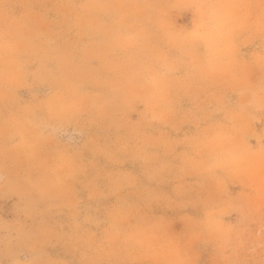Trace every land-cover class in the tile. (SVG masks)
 Segmentation results:
<instances>
[{
	"label": "clouds",
	"instance_id": "1",
	"mask_svg": "<svg viewBox=\"0 0 264 264\" xmlns=\"http://www.w3.org/2000/svg\"><path fill=\"white\" fill-rule=\"evenodd\" d=\"M172 6L209 9L213 0ZM243 6L232 59L188 111L174 100L201 81L162 71L156 33L124 46L133 63L70 54L35 69L23 27L0 36V57L14 38L18 66L0 79V207L10 205L0 215V264H232L233 214L258 225L264 241V131L255 132L264 125V0ZM13 11L0 0V14ZM169 56L183 68L175 49ZM44 207L66 210L68 230L57 224L37 238Z\"/></svg>",
	"mask_w": 264,
	"mask_h": 264
},
{
	"label": "rangeland",
	"instance_id": "2",
	"mask_svg": "<svg viewBox=\"0 0 264 264\" xmlns=\"http://www.w3.org/2000/svg\"><path fill=\"white\" fill-rule=\"evenodd\" d=\"M252 2L259 6V0ZM246 3L248 0H213L209 9L193 6L184 13L182 7L172 6L174 0H103L102 7L90 3L52 10V17L45 15L46 10L18 15L0 14V36L13 37L23 27L25 46L30 59L36 61L32 65L35 69L40 63L54 66L70 54L94 58L101 63L110 58L133 63V58L123 56L124 46L150 42L151 34L156 33L162 71L174 78L183 77L181 81H201L196 92L182 91L174 100L176 107L180 109L183 105V110L188 111L210 94L217 68L232 59L230 40L233 33L247 22L248 9L243 6ZM205 16H210L211 26L202 22ZM31 21L35 24L29 27ZM188 31V41L184 42ZM203 43L204 46L196 47V44ZM15 48V40L10 38L8 56L0 57V79H3L6 68L14 74L18 67L12 59ZM170 49H175L177 56L185 61L183 68H178L176 60L169 56ZM198 49L203 59L193 63ZM200 57L197 55L198 59ZM144 67L149 69L148 65ZM20 95L26 97L27 91L21 90ZM139 117V113L132 115L129 124L135 126ZM179 125L176 127L180 131ZM185 127L191 130L190 125ZM155 131V128L146 129L149 133ZM262 131L264 125L257 124L255 132L260 134ZM65 134L75 135V129L69 126ZM238 191L239 188L233 189L234 193ZM9 210L10 205L0 207V215L8 218ZM231 219L237 225V234L228 251L232 264H264V241L258 235L260 227L242 221L239 214H233ZM70 223L66 210L44 207L33 231L37 238L42 239L41 234L48 227L62 224L68 230Z\"/></svg>",
	"mask_w": 264,
	"mask_h": 264
},
{
	"label": "crops",
	"instance_id": "3",
	"mask_svg": "<svg viewBox=\"0 0 264 264\" xmlns=\"http://www.w3.org/2000/svg\"><path fill=\"white\" fill-rule=\"evenodd\" d=\"M90 3L93 4L94 0H11L12 7L14 9L12 14H15V15H18L20 13H26V12L47 10L48 8H51L52 10L67 9V8H70V7H73L76 5L90 4ZM182 8H183L182 12H184V13H187L190 11L188 7H182ZM165 29L166 28H164V30ZM200 29H203V28H200ZM188 30H189V26H188ZM188 36H189V31H188V35H186L185 39L183 40L184 42L188 41V38H189ZM201 45L204 46V43L203 44H196V47L199 48V46H201ZM194 55L196 57H194V59L192 60L193 63H199L202 61L203 55H202V52L200 49H198ZM197 55L201 56L200 59L197 58ZM170 76L172 77L173 75L171 74ZM175 78H177L179 80H183V77H181V76L175 77ZM180 106H181L180 109L183 110L184 106L183 105H180ZM177 108H179V106ZM179 126H180V131H183L186 129L185 126H187V125L180 124Z\"/></svg>",
	"mask_w": 264,
	"mask_h": 264
}]
</instances>
